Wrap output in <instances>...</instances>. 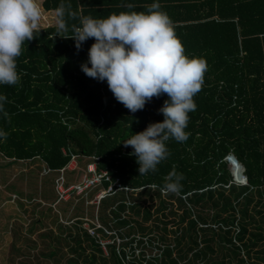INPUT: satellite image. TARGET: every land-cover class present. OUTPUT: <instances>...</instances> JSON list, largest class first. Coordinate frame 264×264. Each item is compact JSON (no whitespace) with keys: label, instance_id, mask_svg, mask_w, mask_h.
<instances>
[{"label":"trees","instance_id":"trees-1","mask_svg":"<svg viewBox=\"0 0 264 264\" xmlns=\"http://www.w3.org/2000/svg\"><path fill=\"white\" fill-rule=\"evenodd\" d=\"M153 3L171 19L185 55L207 62L202 90L194 97L197 107L185 129L190 135L183 143L167 141L168 158L155 173L140 176L137 158L125 153L122 142L163 122L158 110L167 95L131 113L116 101L106 81L89 82L79 74L65 80L66 105L59 118L67 126L63 137L68 152L82 161L83 175L98 158L97 170L107 171L112 181L118 178L128 190L100 199L95 218L101 227L95 235L83 227L79 206L71 223L62 221L66 212L61 216L47 207L42 218L50 220L55 232L39 237H50L51 245L60 239L74 255L66 264H264V0H44L42 9L55 12L64 4L70 36L71 26H79L82 17L147 13ZM34 37L24 45L64 39L57 36L56 24L39 28ZM87 43L90 48L95 40ZM230 154L243 166L246 184L232 181ZM0 160L4 170L32 167L29 174L44 183L43 199L57 201L58 168L49 169L38 157L8 160L0 154ZM173 170L184 177L178 193L149 187L163 186ZM72 172L63 173L65 187ZM109 184L103 181L102 186ZM14 185H9L11 191ZM36 226L39 219L32 232ZM52 259L60 262V256Z\"/></svg>","mask_w":264,"mask_h":264},{"label":"clouds","instance_id":"clouds-1","mask_svg":"<svg viewBox=\"0 0 264 264\" xmlns=\"http://www.w3.org/2000/svg\"><path fill=\"white\" fill-rule=\"evenodd\" d=\"M159 9L160 5L153 3L147 13L120 12L103 19L85 16L79 26H71L70 36L66 35L69 26L65 5L55 10L57 36L73 39L77 50L88 39L95 40L88 50L87 62L81 65L83 73L106 81L116 101L131 113L143 110L154 97L167 95L158 110L163 122L151 123L123 142L134 150L130 155L137 158L140 176L155 173L168 158L167 141L183 143L188 139L190 134L185 129L189 113L196 110L194 97L202 90L207 71L206 60L185 55L171 19ZM40 19L36 0H0V85L15 86L20 82L16 58L22 54L24 43L35 38ZM6 100L0 95V112ZM0 137L6 138V133L0 131ZM183 178L173 170L164 178L163 186L149 187H159L162 194L178 193Z\"/></svg>","mask_w":264,"mask_h":264},{"label":"rangeland","instance_id":"rangeland-1","mask_svg":"<svg viewBox=\"0 0 264 264\" xmlns=\"http://www.w3.org/2000/svg\"><path fill=\"white\" fill-rule=\"evenodd\" d=\"M36 2L41 10L39 28L55 25V13L42 9L43 0ZM87 44L85 41L80 50L71 39H49L23 45L22 54L16 58L20 82L15 86L0 85V95L7 97L4 111L0 112V131L6 133V138L0 137V154L8 160L38 157L49 168L68 167L73 170L68 175L70 185L81 182L84 175L82 161H72L63 137L67 126L59 118L66 105L62 87L64 81L75 74L89 82L96 80L87 77L81 70V65L88 60L90 48ZM63 159L65 161L62 162ZM31 168L22 164L7 170L0 167V264H66L67 259L74 255L67 251L61 240L57 238L51 245L50 237H39L41 233L53 234L55 229L50 225V220L42 218L47 203L34 205L43 198L44 183L40 176L29 174ZM10 184L16 185L12 191ZM29 193L33 194L32 197L27 195ZM97 193L98 188L88 190L80 201L74 197L72 205H57L54 211L63 216V209L68 216L66 219L63 217L62 221L71 223V215L79 206L84 211L83 227L87 228L90 221L96 223V204L93 201ZM26 198L30 200L24 201ZM48 210L51 211L50 208ZM54 216L59 220L58 214ZM37 219L39 226L32 232ZM106 243L109 241L102 242L103 245ZM47 244L51 245L50 248ZM52 252H55L52 257L56 260L60 256V262L56 263L50 257Z\"/></svg>","mask_w":264,"mask_h":264},{"label":"built area","instance_id":"built-area-1","mask_svg":"<svg viewBox=\"0 0 264 264\" xmlns=\"http://www.w3.org/2000/svg\"><path fill=\"white\" fill-rule=\"evenodd\" d=\"M71 157L72 161L76 160L74 156L71 155ZM97 162L98 158L93 159L92 163L86 167V172L81 182L76 183L74 185H70L69 187L64 186L63 176L64 171L69 170L68 167L59 169L60 175L55 180V191L58 196L57 201L68 200V198L70 199L71 197H84L86 196L88 190L91 191L93 188H99L98 193L96 194L95 199L93 201V203L97 206L100 199L118 191L128 190L126 187L121 185L118 178L112 181L107 171H98ZM103 181H110V184L107 187H103ZM88 224H92L93 227H89ZM88 224L86 229L88 233L92 236L95 235L96 229L101 227L97 220L96 223L90 221V223Z\"/></svg>","mask_w":264,"mask_h":264},{"label":"water","instance_id":"water-1","mask_svg":"<svg viewBox=\"0 0 264 264\" xmlns=\"http://www.w3.org/2000/svg\"><path fill=\"white\" fill-rule=\"evenodd\" d=\"M126 140H124V141H126ZM123 142H122V148L125 150L126 154H128L129 152H133L134 151L131 147H125ZM227 162H228L227 169H228V171H229V173L231 175L232 181L235 182V183H238V184H246V177L243 174L244 168L237 161V159L232 154H230L227 157ZM232 170H234V171H232ZM234 175L235 176H239V178H241V181L236 180L234 178Z\"/></svg>","mask_w":264,"mask_h":264},{"label":"crops","instance_id":"crops-1","mask_svg":"<svg viewBox=\"0 0 264 264\" xmlns=\"http://www.w3.org/2000/svg\"><path fill=\"white\" fill-rule=\"evenodd\" d=\"M44 1V0H43ZM42 4V3H41ZM42 6V5H41ZM53 12V11H52ZM55 13V12H54ZM56 15V14H55ZM50 169V168H49ZM24 201H26V202H28L27 200H30L29 198H26V199H23ZM43 200V201H42ZM42 200H39V202H35L34 203V205H38V203H40V205H42V204H46V201L42 198ZM70 200L68 199V200H64V201H55L54 203H52V204H46L47 205V207H51V209H52V212H54V213H56L55 211H54V208L57 206V205H61V204H64L63 206H67L68 204H66L67 202H69ZM69 206V205H68ZM61 210V209H60ZM47 211V210H46ZM61 212L62 213H65V211L62 209L61 210ZM66 214H67V212H66ZM68 216V215H67Z\"/></svg>","mask_w":264,"mask_h":264},{"label":"bare ground","instance_id":"bare-ground-1","mask_svg":"<svg viewBox=\"0 0 264 264\" xmlns=\"http://www.w3.org/2000/svg\"><path fill=\"white\" fill-rule=\"evenodd\" d=\"M232 171H234V170H232ZM234 178H235L236 180L241 181V178H239V176H235V175H234Z\"/></svg>","mask_w":264,"mask_h":264}]
</instances>
